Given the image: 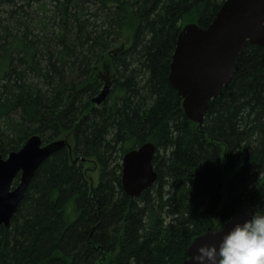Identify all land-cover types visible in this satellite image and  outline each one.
Returning a JSON list of instances; mask_svg holds the SVG:
<instances>
[{
    "label": "trees",
    "instance_id": "trees-1",
    "mask_svg": "<svg viewBox=\"0 0 264 264\" xmlns=\"http://www.w3.org/2000/svg\"><path fill=\"white\" fill-rule=\"evenodd\" d=\"M224 1L0 0V154L64 141L0 225V264H182L244 203L264 214V46L246 42L201 124L168 81L183 25ZM146 142L156 180L132 198L121 159Z\"/></svg>",
    "mask_w": 264,
    "mask_h": 264
},
{
    "label": "water",
    "instance_id": "water-1",
    "mask_svg": "<svg viewBox=\"0 0 264 264\" xmlns=\"http://www.w3.org/2000/svg\"><path fill=\"white\" fill-rule=\"evenodd\" d=\"M246 42L264 46V0H225L208 26L188 23L181 28L171 57L168 81L182 98L188 119L202 123L208 102L221 94L235 73L237 59ZM106 92L107 86L93 101L99 103ZM62 146L63 140L42 144L38 136H33L6 158L0 154V225H9L37 168ZM154 152L155 145L146 142L122 156L121 186L128 196L138 197L155 182ZM18 174L19 184L12 187ZM253 213V209L244 204L221 226L196 236L182 264H193L190 255L197 245L218 246L224 232Z\"/></svg>",
    "mask_w": 264,
    "mask_h": 264
},
{
    "label": "clouds",
    "instance_id": "clouds-1",
    "mask_svg": "<svg viewBox=\"0 0 264 264\" xmlns=\"http://www.w3.org/2000/svg\"><path fill=\"white\" fill-rule=\"evenodd\" d=\"M190 260L193 264H264V214L254 212L235 223L223 233L218 246L197 245Z\"/></svg>",
    "mask_w": 264,
    "mask_h": 264
},
{
    "label": "rangeland",
    "instance_id": "rangeland-1",
    "mask_svg": "<svg viewBox=\"0 0 264 264\" xmlns=\"http://www.w3.org/2000/svg\"><path fill=\"white\" fill-rule=\"evenodd\" d=\"M87 166L89 168V171H87L88 175L92 176L94 182H96L97 173L95 168L92 166L90 162L87 163Z\"/></svg>",
    "mask_w": 264,
    "mask_h": 264
},
{
    "label": "bare ground",
    "instance_id": "bare-ground-1",
    "mask_svg": "<svg viewBox=\"0 0 264 264\" xmlns=\"http://www.w3.org/2000/svg\"><path fill=\"white\" fill-rule=\"evenodd\" d=\"M171 57H172V56H171ZM177 93H178V92H177ZM244 204H248V203H244ZM244 204H243V205H244ZM248 205H249V204H248ZM249 206H250V205H249ZM240 207H241V206H240ZM240 207H239V208H240ZM250 207H251V206H250ZM239 208H238V209H239ZM251 208H252V207H251ZM252 209H253V208H252ZM253 211H254V210H253ZM254 212H255V211H254Z\"/></svg>",
    "mask_w": 264,
    "mask_h": 264
}]
</instances>
